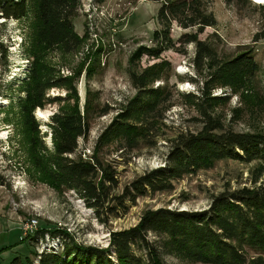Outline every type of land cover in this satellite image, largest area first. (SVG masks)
Returning <instances> with one entry per match:
<instances>
[{"label": "rangeland", "instance_id": "rangeland-1", "mask_svg": "<svg viewBox=\"0 0 264 264\" xmlns=\"http://www.w3.org/2000/svg\"><path fill=\"white\" fill-rule=\"evenodd\" d=\"M262 5L252 0L230 5L224 0H210L204 5L215 18L216 26L205 28L197 39L213 50L215 62H225L251 50L259 65L253 80L234 88L221 87L219 81L211 78L215 67L210 60L194 62L195 44L179 41L181 35L193 34L195 28L183 29L173 23V49L161 52L158 58L139 52L140 46L156 47L153 31L159 29L155 17L160 4L153 0H80L72 22L81 43L71 54L59 50L42 53L32 47L30 36L38 23L31 5L24 19L1 18L0 264H7L14 256L32 258L33 253L49 249L47 241L61 250V236L53 239L54 243L50 234L44 240L31 241L30 236L37 230H59L84 247L107 249L116 264L113 249L109 248L110 234L133 228L146 210H206L214 195L251 187L255 177L259 178L256 184L264 186L263 161L248 163L226 158L173 181L169 191L148 193L132 202L119 198L131 181L164 165L175 136L201 130L200 109L212 112L224 128L236 133L264 134ZM161 61H168L170 69L149 87L163 88L170 97L160 106L158 117L145 135L147 139L133 148L116 139L98 149L101 132L137 92L130 73L140 75ZM34 68H46L56 77L69 78L74 89L70 92L66 85L45 90V98L51 101L36 108L32 124L26 125L19 100L25 97L23 86L31 83L29 74ZM202 91L213 100L202 102L197 98ZM73 109L86 116L89 130L86 137L77 140V148L69 157L96 160L115 180L104 184L106 189L94 209L77 192L53 187L45 174L53 156L50 118ZM38 111L45 114V120L38 117ZM31 219L37 220L36 230L27 236L20 229L23 222ZM23 237L28 239L19 243ZM247 253L248 261L256 257L253 251ZM161 259L163 264H194L163 253Z\"/></svg>", "mask_w": 264, "mask_h": 264}, {"label": "trees", "instance_id": "trees-1", "mask_svg": "<svg viewBox=\"0 0 264 264\" xmlns=\"http://www.w3.org/2000/svg\"><path fill=\"white\" fill-rule=\"evenodd\" d=\"M153 1L160 4L155 17L159 29L153 31L156 47L140 46L141 54L158 58L161 52L173 49L170 31L172 24L176 23L183 29L195 28L193 34H183L179 41L195 44L194 62L211 61L215 67L211 78L219 81L221 87L234 88L255 78L259 65L251 50L220 63L215 62L213 50L198 41L197 36L205 28L216 26L215 18L204 7L206 1L210 0ZM238 1L224 0L227 5ZM79 4L80 0H0V19H24L31 5L38 23L30 36L32 47L42 53L59 50L71 54L81 43L72 22ZM260 11L264 18V5ZM33 58L37 59L35 54ZM169 69V62L161 61L144 69L140 75L130 73L137 92L124 110L115 115L114 121L101 132L97 139L98 149L116 139L126 142L131 148L147 139L145 135L158 117L160 106L170 97L163 88L149 87V84L161 79ZM29 75L31 83L23 86L25 97L19 100L26 125L32 124L36 108H42L45 101H51L45 98V90L66 85L68 91L74 89L69 78L56 77L46 68L39 71L31 69ZM197 98H201L202 102L212 99L204 91ZM199 113L202 117L201 130L175 136L164 165L144 172L141 177L131 181L119 197L120 200L127 198L132 202L148 193L169 191L173 181L199 169H208L213 163L226 158L264 163V134L236 133L224 128L212 112L200 109ZM50 119L53 156L45 174L53 187L77 192L82 200L91 202L90 207L94 209L104 194V184L115 183V180L96 160L83 161L69 157L77 148V140L86 137L89 122L85 115L75 109L59 112ZM34 129L35 133L36 127ZM236 151L241 152V155ZM258 179L255 177L251 187L241 186L233 192L214 195L206 210L180 211L161 207L146 210L136 226L110 234L109 248L113 249L116 264H163L161 253L194 264H264V186L256 184ZM48 234L52 237L51 242L55 238L59 240L58 236L63 237L61 250L47 242L49 249L40 254L33 253L32 258L10 257L7 264H113L109 250L84 247L59 230H37L29 239L44 240ZM26 239L28 237H23L19 243ZM248 251H253L256 256L249 261Z\"/></svg>", "mask_w": 264, "mask_h": 264}, {"label": "built area", "instance_id": "built-area-1", "mask_svg": "<svg viewBox=\"0 0 264 264\" xmlns=\"http://www.w3.org/2000/svg\"><path fill=\"white\" fill-rule=\"evenodd\" d=\"M36 223H37V220L35 219H31L25 223L23 222L20 230H22L25 235L30 236L36 230ZM47 248H48V244H47Z\"/></svg>", "mask_w": 264, "mask_h": 264}, {"label": "bare ground", "instance_id": "bare-ground-1", "mask_svg": "<svg viewBox=\"0 0 264 264\" xmlns=\"http://www.w3.org/2000/svg\"><path fill=\"white\" fill-rule=\"evenodd\" d=\"M255 4H260L261 3H264V0H252ZM0 104H1V101H0ZM38 117L41 118V119H46V116L45 114L42 112V111H38Z\"/></svg>", "mask_w": 264, "mask_h": 264}]
</instances>
